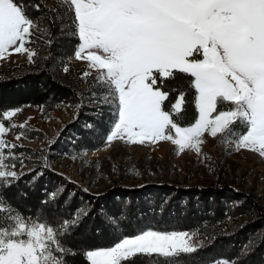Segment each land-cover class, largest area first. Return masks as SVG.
Returning a JSON list of instances; mask_svg holds the SVG:
<instances>
[{
  "label": "snow or ice",
  "instance_id": "6c2138e0",
  "mask_svg": "<svg viewBox=\"0 0 264 264\" xmlns=\"http://www.w3.org/2000/svg\"><path fill=\"white\" fill-rule=\"evenodd\" d=\"M69 7L79 41L75 58L101 74L105 95L118 102L105 143L165 140L180 153L199 152L205 133L227 132L237 149L264 157V0H69ZM34 24L22 4L0 0V58L9 49L27 52ZM177 73L191 77L195 89L198 118L190 126L173 119L184 93L173 102L161 90ZM4 146L0 140V179H18L3 171ZM0 211L11 212L2 199ZM74 221L57 227L18 213L0 217V264H64L63 255L74 253L58 236ZM195 247L187 232L146 227L86 256L91 264H126L137 254H156L164 264H179L181 253Z\"/></svg>",
  "mask_w": 264,
  "mask_h": 264
},
{
  "label": "trees",
  "instance_id": "16d2710c",
  "mask_svg": "<svg viewBox=\"0 0 264 264\" xmlns=\"http://www.w3.org/2000/svg\"><path fill=\"white\" fill-rule=\"evenodd\" d=\"M57 1L49 4L48 0H16L35 21L33 29L37 33L30 35L31 42L27 44L34 51L32 62L35 67L0 80V123L10 134L26 135L6 118L11 111L35 106L43 108L45 115L50 116L61 105L82 102L83 93H79L65 77L54 73L65 70L75 57L79 43L78 38H74L69 4ZM191 79L187 74L177 73L164 79L161 89L168 91V101L173 102L181 91L184 93L181 110L178 115L173 113V119L180 121L179 126H190L198 118ZM91 86L90 92L98 101L111 96L105 95L107 86L100 79L93 78ZM100 109L94 115H84L82 122L72 125L70 140H56L52 150L62 153L69 149L70 154H80L102 146L117 117L113 104L101 105ZM86 124L89 126L85 127ZM238 124L232 126L236 136L242 131ZM224 135L234 141L227 132ZM13 151L16 155L20 153L18 148ZM4 162L16 165L11 159ZM16 177L18 179L10 176L0 179V199L5 209H11V212L0 211V217L18 213L26 222L43 221L58 227L65 220L73 221L75 216L74 223L58 236L63 247L74 253L63 255L64 264H91L86 252L110 247L118 237L135 235L146 227L190 234L195 250L181 253L179 264H214L218 261L264 264V234L263 243L254 252L245 249L249 241L247 232L255 229L258 223L264 224V219L252 223L250 228L219 236L229 218L246 215V206L252 208L249 204L232 207L230 202L233 201L226 200L225 190L151 184L140 188L116 187L95 195L49 168H44L41 173H23ZM126 264H164V260L156 254H137Z\"/></svg>",
  "mask_w": 264,
  "mask_h": 264
},
{
  "label": "rangeland",
  "instance_id": "374dc122",
  "mask_svg": "<svg viewBox=\"0 0 264 264\" xmlns=\"http://www.w3.org/2000/svg\"><path fill=\"white\" fill-rule=\"evenodd\" d=\"M48 1L54 3V0ZM60 1L69 4V0L57 2ZM30 33L37 32L32 28ZM28 43L25 44L27 52L17 53L9 49L0 58V80L35 67L32 62L34 51L27 47ZM66 67L67 71L55 70L54 73L65 77L70 85L83 93L81 104L61 105L50 116L45 115L43 108L35 106L7 113L6 118L12 121V126L21 128L26 135L10 134L3 129L0 140L5 142L4 161L11 159L16 164L14 167L4 164L3 171L18 176L41 173L44 168H49L95 195L116 187L140 188L151 184L225 190L226 200L233 201L230 202L232 207L249 204L252 208L246 206V215L229 218L219 236L250 228L252 223L264 219V157L247 149H237L225 132L215 137L205 133L199 152L186 149L180 153L176 145L165 140L132 144L119 139L110 144L104 142L98 149L80 154H70L69 149L62 153L52 150L56 140H70L71 126L82 122L84 115L98 113L101 105L116 107L118 103L111 96L100 102L91 94L92 79H99L101 74L91 69L85 59L74 57ZM179 110L181 108L176 111ZM16 148L20 150L18 155L13 151ZM263 234L264 224L258 223L255 229L247 232L249 241L245 249L254 252L263 243ZM214 264L230 263L218 261Z\"/></svg>",
  "mask_w": 264,
  "mask_h": 264
}]
</instances>
